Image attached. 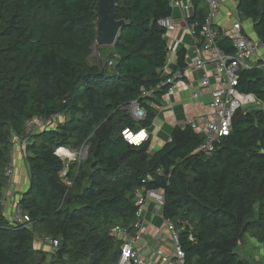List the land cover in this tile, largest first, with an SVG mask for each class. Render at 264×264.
Masks as SVG:
<instances>
[{
  "label": "trees",
  "instance_id": "trees-1",
  "mask_svg": "<svg viewBox=\"0 0 264 264\" xmlns=\"http://www.w3.org/2000/svg\"><path fill=\"white\" fill-rule=\"evenodd\" d=\"M189 1L187 23L197 34L207 7L204 0ZM236 5L264 45V0ZM97 7V0H0V264H119L121 241L111 230H133L137 188L163 195L162 216L178 232L184 264H248L236 252L246 234L261 245L264 259V59L241 69L237 85L262 106L238 109L211 153L198 149L204 135L189 124L174 126L151 152L147 140L129 143L122 130L149 126L154 102L165 94L168 44L161 21L173 6L170 0L117 1L116 19L124 23L111 46V71L107 62L89 61ZM216 43L233 53L220 30ZM185 56L184 48L176 50V68L184 67ZM132 100L144 110L142 119L128 111ZM58 114L61 122L23 136L27 119ZM13 136L25 143L28 184L18 204L30 226L2 212ZM83 144L87 156L79 163L66 167L56 154L58 147ZM35 234L58 238L55 251L36 247Z\"/></svg>",
  "mask_w": 264,
  "mask_h": 264
},
{
  "label": "built area",
  "instance_id": "built-area-1",
  "mask_svg": "<svg viewBox=\"0 0 264 264\" xmlns=\"http://www.w3.org/2000/svg\"><path fill=\"white\" fill-rule=\"evenodd\" d=\"M231 1L232 3L236 2V0ZM204 2L207 7V14L197 34L194 32L191 25L193 50L195 54L185 67L189 70L203 69V74L198 80V84L202 87L209 88L210 99L207 106L208 113L206 114V117L199 124H191L190 121L188 122V124H190L197 132L204 135V141L200 144L198 149L209 154L214 148V143L230 132L232 118L235 112L238 109H248L252 105L260 103L254 94L240 93L237 89V85L239 71L241 69L250 68L254 66L258 60L264 59L260 57L259 52L261 48H264V45L251 33L250 29L242 23L235 5L236 14L234 19L231 20L227 27L219 29L222 36L231 40L234 48L233 53L224 52L216 43L219 30L215 27V23L216 17L221 10L220 0H204ZM171 4L173 7H179L182 10L184 20L187 23V17L190 15L191 9L190 2L182 4L180 0H171ZM161 24L166 28L167 35L175 29L174 22L169 18L162 20ZM179 43V40H175L170 46H168L167 62L164 65L165 70L163 73L165 77L161 82L162 85H167L165 91L166 95L174 94L184 77L183 69H185V67L175 69L167 68L170 57L175 54L176 50H178ZM107 64L113 65V60H109ZM208 64H211L213 68L208 69L206 67ZM210 77H212V80H210ZM184 86L188 87L189 85L186 83ZM150 93L151 91L142 89L143 95H150ZM126 107L135 119H142L145 116V112L138 105L137 100L130 101ZM55 116L57 115L43 118L36 115L27 119L23 126V136H28L41 128L53 125L49 124L48 121L54 119ZM140 133L144 134L142 140L139 142L133 141L132 137L137 136ZM122 135L132 144H139L146 141L148 137L147 132H145L144 129H140L135 133L128 129H124L122 130ZM20 146L21 151L24 154V140L20 139L18 136H13L12 150ZM61 148L62 149L60 150L59 147L57 148L56 154L60 155L63 159H66V155L63 153L66 152L64 150L66 148ZM5 174L8 176L5 185L7 186L12 181V163L6 168ZM62 174H64V172ZM18 199L19 197L11 199L9 205H7L3 192L2 212L12 223L30 226L31 222L28 214L20 208ZM134 199L135 203L139 206V210L135 214L133 230L129 231L127 228L120 226H115L111 230V234L121 241L118 260L119 264H149L144 260L139 249L144 227L142 208L147 205L148 202H151L154 204V208L157 211H161L162 206L164 205L163 195L154 189L145 190L144 188H137L135 190ZM163 227L172 234V250L174 254H172V256L170 254H164L161 256L160 260L166 264H184V251L179 244L178 232L175 230L169 219L163 218ZM34 238L38 239L41 244L49 246V252H54L59 243L58 238H53L48 235L35 234ZM47 264L52 263L48 262Z\"/></svg>",
  "mask_w": 264,
  "mask_h": 264
},
{
  "label": "crops",
  "instance_id": "crops-1",
  "mask_svg": "<svg viewBox=\"0 0 264 264\" xmlns=\"http://www.w3.org/2000/svg\"><path fill=\"white\" fill-rule=\"evenodd\" d=\"M180 2L187 4L190 1L180 0ZM220 3L221 10L216 17L215 23V27L218 30L227 27L236 14V2L232 3L231 0H220ZM191 11L192 8L190 9V13ZM169 19L174 22L175 29L166 35L167 44L170 46L173 41H180L178 49L185 48L187 52L185 67L195 54L193 50L191 25L185 22L183 12L179 7H173L172 15ZM242 23L252 31V23L250 20H244ZM251 33L254 35L253 31ZM259 52L260 57L264 58V48H261ZM175 63L176 57L174 54L170 57L167 68L175 69ZM206 67L208 69L213 68L211 64H208ZM164 70L165 68L163 67L162 73H164ZM202 74L203 69L189 70L185 67L183 69L184 77L176 92L171 95L164 94L158 102H154L156 114L151 124L147 127L140 128L147 132V141L149 142V150L151 152L169 140L170 132L174 126H185L189 121L191 124H199L206 117L210 93L209 88L202 87L198 84V80ZM210 80H212V77H210ZM186 83H188V87L184 86ZM260 106H262L261 102L256 104V107ZM25 140L27 141V139ZM12 165L13 174L11 184L5 186L3 190L7 205H9L11 199L20 194L21 190L26 189L28 184V173L21 146L12 150ZM142 214L144 227L141 244L139 246L141 255L149 264H160L162 255L172 254V234L163 227L162 212L157 211L153 203L148 202L142 208Z\"/></svg>",
  "mask_w": 264,
  "mask_h": 264
},
{
  "label": "rangeland",
  "instance_id": "rangeland-1",
  "mask_svg": "<svg viewBox=\"0 0 264 264\" xmlns=\"http://www.w3.org/2000/svg\"><path fill=\"white\" fill-rule=\"evenodd\" d=\"M111 46L112 45H99L96 41V43L94 44L92 48V53L89 57V61L91 63L104 65L106 62L109 61L108 59H112V47ZM106 66H107V70L111 71V65L107 64ZM254 105H252L248 109L255 108L256 104ZM61 121H62V115L58 114L57 116H55L54 119H51L48 122L49 124L55 125ZM64 150L66 151L63 153L66 155L65 158L67 161L66 162V167H67L71 163H74V162L79 163L80 161L86 158L88 145L83 144L78 149L66 148ZM23 156H25V153L23 154ZM66 182L67 184H69L68 180H66ZM24 190H21V192H23ZM19 196L20 194L15 197H19ZM34 245L38 248H42L47 251L49 250V246L41 244L39 240L36 238H34ZM171 251H172V254H174L173 250ZM236 252L239 254L240 257L246 259L248 264H264L261 245L258 243V241L254 237L250 236L249 234H246L242 237L240 243L238 244L236 248ZM160 264H165V263L160 261Z\"/></svg>",
  "mask_w": 264,
  "mask_h": 264
},
{
  "label": "water",
  "instance_id": "water-1",
  "mask_svg": "<svg viewBox=\"0 0 264 264\" xmlns=\"http://www.w3.org/2000/svg\"><path fill=\"white\" fill-rule=\"evenodd\" d=\"M117 1L97 0L100 19L96 28V41L99 45H113L123 26L124 21L116 19Z\"/></svg>",
  "mask_w": 264,
  "mask_h": 264
},
{
  "label": "bare ground",
  "instance_id": "bare-ground-1",
  "mask_svg": "<svg viewBox=\"0 0 264 264\" xmlns=\"http://www.w3.org/2000/svg\"><path fill=\"white\" fill-rule=\"evenodd\" d=\"M143 137H144V134H143V133H140L139 135L132 137V140L135 141V142H139V141L142 140ZM60 149H62V148L59 147V150H60ZM59 150H58V151H59Z\"/></svg>",
  "mask_w": 264,
  "mask_h": 264
}]
</instances>
